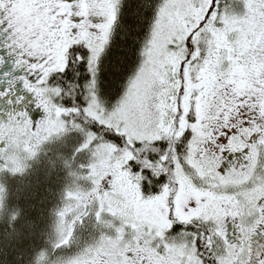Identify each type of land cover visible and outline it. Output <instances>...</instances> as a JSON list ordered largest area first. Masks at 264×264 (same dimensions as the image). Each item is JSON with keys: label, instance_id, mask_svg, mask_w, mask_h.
<instances>
[{"label": "snow or ice", "instance_id": "obj_1", "mask_svg": "<svg viewBox=\"0 0 264 264\" xmlns=\"http://www.w3.org/2000/svg\"><path fill=\"white\" fill-rule=\"evenodd\" d=\"M18 178L10 232L59 229L34 264H264V0H0V201Z\"/></svg>", "mask_w": 264, "mask_h": 264}, {"label": "trees", "instance_id": "obj_2", "mask_svg": "<svg viewBox=\"0 0 264 264\" xmlns=\"http://www.w3.org/2000/svg\"><path fill=\"white\" fill-rule=\"evenodd\" d=\"M22 135V132L19 130H14V137L11 139L13 141L19 139V137ZM49 148V154L53 161H57L60 156L62 155V142H55L50 145H48ZM47 167V165H45ZM69 185V184H68ZM15 187H24V182L21 179H17V182L15 185H13L11 182H9L8 186V199L7 201H1L0 205H3L6 203V207H4L3 211L0 212V218H3L0 220V236H3L5 233H8V237L2 241H0V244H6L9 245L8 248L5 249V251L13 252V261L11 264H34V262H30L28 259L29 253L27 249L23 246V243L30 242L32 239H35L37 244H40L44 241L51 243L53 242V228L55 224L56 217L54 215L49 216L47 212H45L44 219L39 222V227L36 230L38 233H42L39 235H34L31 228L25 229L23 231L22 235H17L16 233L10 232V226H7V221L12 216V211L10 209H15L16 207V200L19 197L20 199H23L25 196V193L21 191L20 193H17L14 191ZM53 187L58 188L59 182L54 181ZM49 200L51 202H56L57 196L54 194L49 195ZM21 211H24L23 209ZM19 231V230H18ZM23 256L24 258L17 259L16 257ZM57 264L62 263L59 258L55 260ZM44 264H50L49 261H44ZM55 264V263H54Z\"/></svg>", "mask_w": 264, "mask_h": 264}, {"label": "rangeland", "instance_id": "obj_3", "mask_svg": "<svg viewBox=\"0 0 264 264\" xmlns=\"http://www.w3.org/2000/svg\"><path fill=\"white\" fill-rule=\"evenodd\" d=\"M74 185L73 183L70 181L69 182V185H68V188H73ZM1 202V201H0ZM58 236H59V229H58V224H57V220L55 219V224H54V228H53V238L52 240L55 241L56 239H58ZM50 264H54L55 262L54 261H49ZM61 264V263H60Z\"/></svg>", "mask_w": 264, "mask_h": 264}, {"label": "flooded vegetation", "instance_id": "obj_4", "mask_svg": "<svg viewBox=\"0 0 264 264\" xmlns=\"http://www.w3.org/2000/svg\"><path fill=\"white\" fill-rule=\"evenodd\" d=\"M9 136L12 138V137H14V130H11L9 133ZM62 264V263H61Z\"/></svg>", "mask_w": 264, "mask_h": 264}]
</instances>
